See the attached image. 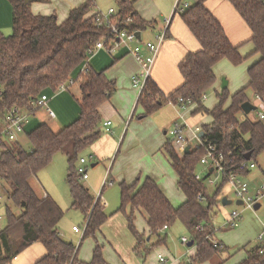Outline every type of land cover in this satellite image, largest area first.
<instances>
[{
    "label": "trees",
    "instance_id": "16d2710c",
    "mask_svg": "<svg viewBox=\"0 0 264 264\" xmlns=\"http://www.w3.org/2000/svg\"><path fill=\"white\" fill-rule=\"evenodd\" d=\"M8 1L12 5L13 25L9 36L0 31V130L9 111L19 109L32 115L38 108H34L31 102L49 92H57L61 85L77 77L88 51L100 41L107 45L111 38L108 29L96 25L91 2L72 9L67 19L58 23L53 16L32 15L24 0ZM226 1L250 30V42L259 57L248 70L247 86L233 95H228L226 89L222 90L211 111L202 106V97L216 82L214 66L225 60L237 67L244 58L239 54V47L230 44L222 26L206 9L205 0H197L179 14L200 47L197 52L188 54L178 66L182 84L165 97L149 78L138 98V105L146 116L164 104H175L178 98H182L186 105H196L197 112L209 115L212 123L201 127L202 138L225 155L224 173L209 191L205 182L207 175L200 181L195 180L203 148L193 149L179 158L168 142L163 149L177 175V187L186 198L184 203L173 207L150 179H145L139 187L137 183H121L119 211L124 214L127 228L134 237V252L137 254L144 252L149 256L154 248L164 245L161 231L176 223L186 229L189 242L196 247L191 264H202L223 252L220 245H213L211 237L214 234L213 216L226 176L246 175L248 172L240 170L241 164L255 161L264 152V124L248 118L244 121L238 119L240 106L247 101L246 90L250 89L259 98L264 97V0ZM134 2L117 0V18L123 22L130 17L132 21L127 28L141 33L147 24L137 16ZM80 78L81 110L73 123L57 133L44 124L36 126L26 135L29 151L17 146H0V185L4 186L7 202L6 225L0 230L1 264H10L13 258L34 243L41 244L45 250V256L36 264H106L97 244L89 263L77 260L76 247L64 241L58 232L61 210L49 196H36L29 183L54 156L63 154L67 160L66 184L71 206L86 217L83 238H94L106 221L101 203L79 181L76 165L80 154L101 135L98 130L101 120L99 109L110 99L115 86L102 73L89 70ZM246 153H251L249 161L243 158ZM200 196L203 201L198 200ZM16 210H19L18 214ZM137 214L145 218L146 236L156 241L150 247L147 246L150 240L147 241L145 235L135 229ZM261 248L259 244L245 247L246 259L240 264H264Z\"/></svg>",
    "mask_w": 264,
    "mask_h": 264
},
{
    "label": "crops",
    "instance_id": "0c3cea01",
    "mask_svg": "<svg viewBox=\"0 0 264 264\" xmlns=\"http://www.w3.org/2000/svg\"><path fill=\"white\" fill-rule=\"evenodd\" d=\"M177 1L178 0H135L133 4V9L137 13V16L147 24V28L143 32H139L140 38L143 42L154 40V35L160 32L164 26L163 20H169L166 39L160 47L150 77L160 93L165 97L170 95L182 84V77L178 71L179 64L188 54L195 53L200 48L198 42L184 25L179 14L174 13V7ZM179 1L181 4L187 3L190 6L196 2V0ZM86 2H91L94 10L98 12H105L112 8L117 10V0H45L42 2L39 0H32L28 3V6L32 15L44 17L53 16L58 23H62L67 19L72 9L77 8ZM204 5L222 26L230 44L234 47H239V54L244 58L243 63L237 67L232 66L226 61H221L214 66L213 72L216 82L210 90H213L214 92L215 102L212 107L207 105L208 91L201 100L202 106L206 110L211 111L218 102V96L221 94L222 90H224L222 89V82L224 80L226 81L225 89L232 86L233 90L231 95L244 89L249 81L248 70L258 61L259 57L254 53V46L250 42V30L240 18L238 13L226 0H205ZM12 25V5L8 0H0V31L4 36H9L10 33H12ZM144 52L145 50H143V53ZM224 65L227 66L223 71L222 68ZM228 66L233 68L231 69ZM86 70L97 74L102 73L103 77L107 81L112 82L115 86V91L111 95L110 99L99 109L101 120L98 125V130L101 135L96 142L85 150V152L88 151L86 157H93V160L89 164L94 165V167L103 162L107 164L109 169L106 173H108L113 186L114 183H119V185L121 183H125L127 185L137 183L139 187L145 179H150L156 183L158 188L162 191L173 207H177L184 203L186 198L177 187V175L172 169L170 160L163 148L169 142L176 155L179 158H182L185 154V148H188L189 151H191L197 147V141L193 138L190 130L195 127L201 128L204 125H210L212 123V118L204 112H197L196 105H187L185 109L178 107L182 111L181 112L176 106L170 105L169 103L164 104L156 112L146 116L144 109L138 105V98L140 94L139 90L134 87L131 82L132 77L140 73V66L135 61L134 57L129 54L127 48H120L112 54L105 49H100L88 56L80 68V76L78 75L75 78L72 77L68 84L65 85L64 91L47 93L46 96L48 100L46 107H39L32 115H28V121L24 125V131L17 135L15 141L4 142L3 145L9 147L17 146L25 151H29L30 148L25 147L24 137H26L27 133L33 130L36 126L44 124L52 132L57 133L64 127L73 123L78 118L81 110L80 101L82 94L79 84L81 82L80 77ZM232 76H235V78ZM219 87L221 91L217 92ZM246 98L247 101L254 105L257 109L253 112V114L250 113L251 115H246L241 111L238 119L240 121H244L248 118L251 121L259 122L256 118V114L259 111L264 110V97L259 98L250 89H248L246 90ZM48 110L53 113L52 117L49 116ZM108 122L110 125L105 126ZM175 123H179L185 127V136L187 141L184 145L175 144L169 135V132ZM261 123L264 124V122ZM140 142L144 145L146 144L144 148V155H146V157H151L153 160V165L148 168V171L145 170V172L147 171V175L138 173L135 167H130L132 164V152L134 149H137V147L133 145H138ZM158 152L161 155H158ZM114 155L115 157L112 161ZM117 156L119 161H117ZM164 158L166 163L164 162ZM255 160L259 165V173L253 174L251 172L248 177L249 181L252 179L255 181V179L260 176L258 177V182L255 181L256 186L264 183V152L258 155ZM168 168H171L172 171ZM98 171L95 172L98 179L97 183H93L90 178H87L88 180H85V182H87L88 186L84 184L92 196L93 194L91 191H95L98 182L102 177V175H99ZM253 171H255V169ZM168 172H173V174L170 175ZM111 173L114 174V178L110 177ZM160 174H168L170 176H168V179H170L169 183L165 184L163 180L159 179ZM247 174H249V172ZM35 177L31 178L29 181L32 190L39 198L47 197L49 194L46 191H43L38 195L33 189L32 180H35ZM111 183H109V185H111ZM104 189L105 186H102L101 194ZM224 189L227 188H223V190ZM223 190L220 195L222 194V197H227L229 200L233 201L230 197H228V195H224L228 193V189L227 193H223ZM97 200L103 206L105 214V206L108 205L107 202L105 200L104 202L101 200V195L97 198ZM235 202L236 201H233V203ZM6 205L7 202L5 203V207ZM241 206L242 205H236V207ZM263 207L264 205L261 206V203H259L251 210L245 209L248 211L246 220L237 235L233 234V237L230 240H228L230 235L228 233L231 231L234 232L233 229L235 228L229 226V215L224 210V207L222 205L221 207H217L213 216L214 234L211 237V241L214 246L220 245L223 248V252L217 253L211 260L202 264H209V262L222 264L224 260L226 261V259L232 260L228 264H240L243 260H245V247L240 248V245L244 243L242 242V239L248 236L247 234H254L257 230L259 231L260 228L264 226V216H262L264 213ZM218 214L221 215L223 225H220L219 223H217V225L215 224ZM140 216L144 219L146 225L144 216ZM106 221L101 225L98 232H100L104 227ZM125 223L127 224V222ZM72 228V233L78 235L79 233L74 232ZM167 230L168 229H163L161 232L164 233ZM143 232L146 233V231ZM59 235L61 237V234ZM225 235L228 237L225 238ZM218 236L220 240H218ZM253 237L254 236H251L249 239H252ZM83 239L82 235L81 240ZM180 242L183 244L181 240ZM254 245H257V242H255ZM246 247L251 246L248 245ZM187 248H191L189 251L190 253H187L183 259H172L171 256L166 257L165 255H168V253L161 249L157 252L156 258L154 256L145 264H180V261L181 264H189L191 259L195 257L196 247L192 245L190 247L187 246ZM78 251L79 247L77 248V253ZM240 252H243L244 254L241 255ZM44 256L45 250L43 246L39 243H34L13 258L10 264H36ZM159 256L165 259L164 263H160L158 259ZM77 260L79 262L86 263L78 258ZM121 263L123 264L125 262L121 261ZM126 264L131 263L127 262Z\"/></svg>",
    "mask_w": 264,
    "mask_h": 264
},
{
    "label": "rangeland",
    "instance_id": "374dc122",
    "mask_svg": "<svg viewBox=\"0 0 264 264\" xmlns=\"http://www.w3.org/2000/svg\"><path fill=\"white\" fill-rule=\"evenodd\" d=\"M105 12L102 11L103 14H105ZM164 21L165 20H163V23ZM158 33L154 35V38H153L154 40L149 41V42H155V37ZM141 42L143 41L141 40ZM146 42H143V43H146ZM226 66L227 65L223 66L222 68L223 71H224V68H226ZM228 67H230L231 69L233 68L231 66H228ZM232 77L235 78V76H232ZM232 90H233L232 86L226 89L228 95H231ZM220 91L221 89L219 87L217 89V92H220ZM207 97H208L207 105L209 107H212L213 103L215 102V95H214L213 90L208 91ZM179 111L181 110L179 109ZM251 114H253V112H251ZM24 140H25V145H26L25 147L30 148V143L27 137H24ZM133 146L137 147V149H134L132 152V158H131L132 164L130 165V167H135L138 173L147 175V171L149 170L148 168L153 165V160L151 157H146V155H144V148L146 144L144 145L142 142H140L138 145L134 144ZM87 152L88 151L82 152L80 154V158L87 159L86 157ZM158 155H161V154L158 152ZM114 157L115 155L113 156L112 161L114 160ZM117 161H119L118 156H117ZM164 162L166 163L165 158H164ZM252 162L255 164V171H253L254 169L250 170L249 174L245 176H241V180L245 184L248 185L251 194L254 192L256 188L264 184L262 183V184H258L255 186L256 182H258L259 180L258 177L260 176H258L255 179L256 182L254 181V179L249 181L248 176L251 174V172L253 174H258L260 170L258 167L259 165L257 164L256 160ZM91 165L92 164H89L87 166V174H88L87 178L88 179L90 178V180L93 183H97L98 179L95 175V172L99 170L98 171L99 175H102L95 191H91L93 194V197L95 198V200H97V198H99L101 195V200H103V202L105 200L108 204L105 206V215L107 216V221L104 224V227L101 229V231L95 234L94 238L86 237L83 240H81L83 231L85 228L86 217L82 212L71 207V200L69 196L68 187L66 184L67 160L65 159L63 154H58L54 156L52 161L45 168L39 171V173L35 177V180H32L33 189L36 191L38 195L41 194V192L46 191L50 195V196L48 195L49 198L52 199L57 206H59V209L62 212V218L58 224V232L59 234H61V238L64 241L73 244L76 247V250L79 247V251L77 253V258L79 260L89 263L92 259V252L94 251V247L96 243L101 250L102 259L104 260L106 264H122L121 261L125 262L123 264H126L127 262H130L131 264L132 263L133 264H145L154 256L156 258L157 252L160 251L161 249H163L164 251L168 253V255L167 254L165 255L166 257L171 256L172 259L173 258L183 259V257L187 253H190L189 251L191 250V248H187L186 244H181L180 242V240H182L181 238H186L188 242L190 238L189 233L180 223H176L175 225L170 227L166 232L162 234V236H164V239H165L164 245L158 248H154L153 251L149 254V256H145L144 252L142 254L135 253L134 252V244H135L134 237L132 236V234L127 228V224L125 223L126 221H125L124 214L121 211H119V208H120L119 183H114V186H113V184L111 183L112 181L108 176V173H106L109 167H107L108 165L105 164L104 162L99 163V165L95 167H91ZM168 169L171 170V168H168ZM145 170L147 171L145 172ZM195 172L196 174L197 173L201 175L205 174L203 167L200 165H197ZM168 173H170V175L173 174V172H168ZM168 176H169L168 174H160L159 179L163 180V182L166 184V183H169L170 181V179H168ZM110 177L114 178V174L111 173ZM81 183L82 185L86 184V186H88L85 180L82 181ZM109 183H111V185H109ZM102 186H105V189L103 190V193L101 194ZM207 186H208L209 191L213 190L211 186L209 185ZM0 187L2 188V189L0 188V195L2 197L0 201V229H2L5 225V212L4 211H5L6 198L4 197L5 196L4 191H3L4 186L2 185ZM223 193H227V189H224ZM227 195L233 200V195H231L230 193H227ZM263 205H264V201L261 202V206ZM224 210L228 213V215L231 214L233 211H236L237 213H241V218L236 222L237 227L233 229L234 232L231 231L230 233H228L230 234L229 237L226 235L224 236L225 238L228 237V240H230L232 239L233 234L237 235L238 231H240V229L242 228L246 220V215L248 214V211L244 210L242 206L236 207L235 203L224 207ZM18 212L19 210H16L15 213L18 214ZM263 212H264V207H263ZM127 213H128V209L126 210V214ZM262 216H264V213ZM215 222H216L215 223L216 225L217 223H219L220 225H223V220L221 219L220 214H218V217L216 218ZM73 226L79 229L80 232L78 235H75L72 233L71 228ZM134 226H135L136 231L139 234H144L146 237V240L149 239V237L146 236L147 228H146L144 219L140 215H136ZM143 231H146V233ZM262 233H264V226H262L260 230L259 231L257 230L254 234L253 233L247 234L248 236L242 239V242L244 243L240 245V248L246 247L248 245L253 246L254 243L256 242L257 236ZM251 236H254V237L252 239H249ZM218 240H220L219 236H218ZM237 240H238V237H237ZM154 243H156L155 239H151L148 242V244L150 245H147V246L150 247L151 244H154ZM240 253L241 255L244 254L243 252H240ZM231 261H232L231 259H226V261L224 260L222 264H228ZM180 264H181V261H180ZM209 264H214V263L209 262Z\"/></svg>",
    "mask_w": 264,
    "mask_h": 264
},
{
    "label": "built area",
    "instance_id": "2783aa9c",
    "mask_svg": "<svg viewBox=\"0 0 264 264\" xmlns=\"http://www.w3.org/2000/svg\"><path fill=\"white\" fill-rule=\"evenodd\" d=\"M197 1V0H196ZM189 4H181L178 0L174 7V13L183 14L188 8ZM93 13L96 15L95 23L98 27H105L109 30L111 38L108 40L107 45L103 41L96 43V45L88 51V56L92 55L95 51L100 49H105L110 54L116 52L120 48H127L129 54H131L135 61L140 66V73L134 75L131 79L132 85L139 90L141 93L145 82L151 77V71L154 66L155 60L158 56L161 45L166 39L167 29L169 25V20L164 22L162 30L156 35L155 42H141V38L137 37L138 32L130 31L127 27L131 23L132 19L126 17L123 22H120L117 18V10L108 9L105 14L101 11L98 12L93 10ZM143 50L145 52L143 53ZM65 85H61L58 91H64ZM47 96H41L37 100L31 102V105L34 108L46 107ZM170 105L180 107L185 109L186 105L182 98H178L176 103H169ZM49 116H53V113L48 110ZM28 113L21 111L19 109H12L5 116V125L0 130V146L4 142H13L16 140L18 134L24 131V125L27 123ZM256 118L259 122H264V110L259 111L256 114ZM110 123H106L105 126H109ZM190 133L193 135L195 141H197V147H201L204 150L203 156L200 158L199 165L203 167L205 171L204 175L195 174V180L200 181L204 176L207 175L206 185L213 186L220 179L221 175L224 173L225 166V155L219 152L214 145L209 143L207 140L203 139L202 129L195 127L190 130ZM173 142L177 145H184L187 141L185 136V127L179 123H175L172 129L169 132ZM93 160V157L80 158L76 165V174L79 181H84L87 179V166ZM212 169V172L210 170ZM255 169V164L253 162H245L240 166L241 171L249 172L250 170ZM223 188L228 189V193H231L234 197L233 201H241L243 209H253L259 203L264 201V184L259 186L251 194L249 187L241 180V175L229 174L226 176V184ZM227 196V194H224ZM223 195V196H224ZM2 197L0 195V201ZM222 194L220 195L219 205L221 207ZM199 201H203V197L198 198ZM241 218V213L233 211L229 214L228 224L229 226L235 228L237 227V221ZM85 229V228H84ZM165 229V228H164ZM72 230L76 233H79V229L73 227ZM84 233V231H83ZM182 243L187 244L188 240L182 238ZM257 244L260 245V253H264V233L259 234L256 239ZM160 263H164L165 259L161 256L158 257ZM1 264V263H0ZM191 264V263H189Z\"/></svg>",
    "mask_w": 264,
    "mask_h": 264
},
{
    "label": "water",
    "instance_id": "95a60500",
    "mask_svg": "<svg viewBox=\"0 0 264 264\" xmlns=\"http://www.w3.org/2000/svg\"><path fill=\"white\" fill-rule=\"evenodd\" d=\"M31 1L32 0H24L25 4H28ZM137 37L140 39V34L139 33H137ZM225 88H226V81L224 80L222 82V89H225ZM240 109H241V111L244 114L248 115L251 112L256 111L257 108L254 105H252L250 102L246 101L240 106ZM188 152H189V149L185 148L184 153L186 154ZM250 157H251V153H246L243 158H244L245 161H249ZM91 167H94V165H91ZM210 172H212V169L210 170ZM232 204H233V201L229 200L227 197H222L221 205L223 207H226V206H229V205H232ZM235 205L240 206V205H242V203H241V201H236ZM147 240H149V239H147ZM192 244H193V242H189L187 244V246L190 247V246H192Z\"/></svg>",
    "mask_w": 264,
    "mask_h": 264
}]
</instances>
